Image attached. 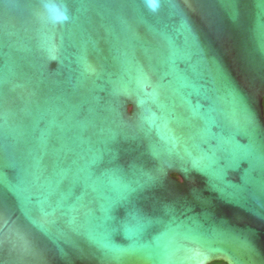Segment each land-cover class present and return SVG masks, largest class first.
Returning a JSON list of instances; mask_svg holds the SVG:
<instances>
[{"label": "water", "instance_id": "obj_1", "mask_svg": "<svg viewBox=\"0 0 264 264\" xmlns=\"http://www.w3.org/2000/svg\"><path fill=\"white\" fill-rule=\"evenodd\" d=\"M0 0V264H264V0Z\"/></svg>", "mask_w": 264, "mask_h": 264}, {"label": "snow or ice", "instance_id": "obj_2", "mask_svg": "<svg viewBox=\"0 0 264 264\" xmlns=\"http://www.w3.org/2000/svg\"><path fill=\"white\" fill-rule=\"evenodd\" d=\"M149 2L151 3V6L153 8H155L157 5H156V0H149Z\"/></svg>", "mask_w": 264, "mask_h": 264}, {"label": "flooded vegetation", "instance_id": "obj_3", "mask_svg": "<svg viewBox=\"0 0 264 264\" xmlns=\"http://www.w3.org/2000/svg\"><path fill=\"white\" fill-rule=\"evenodd\" d=\"M211 264H226V263L218 261V262H213Z\"/></svg>", "mask_w": 264, "mask_h": 264}, {"label": "clouds", "instance_id": "obj_4", "mask_svg": "<svg viewBox=\"0 0 264 264\" xmlns=\"http://www.w3.org/2000/svg\"><path fill=\"white\" fill-rule=\"evenodd\" d=\"M148 3H149V7H152V6H151V3L149 2V0H148ZM152 8H153V7H152Z\"/></svg>", "mask_w": 264, "mask_h": 264}, {"label": "trees", "instance_id": "obj_5", "mask_svg": "<svg viewBox=\"0 0 264 264\" xmlns=\"http://www.w3.org/2000/svg\"><path fill=\"white\" fill-rule=\"evenodd\" d=\"M220 262H223V261H220ZM225 263V262H224Z\"/></svg>", "mask_w": 264, "mask_h": 264}]
</instances>
